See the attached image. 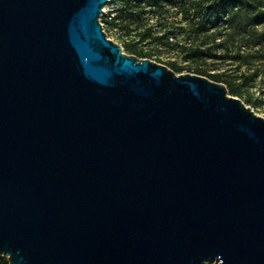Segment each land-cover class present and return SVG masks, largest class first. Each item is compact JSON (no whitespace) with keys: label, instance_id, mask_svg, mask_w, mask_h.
I'll return each mask as SVG.
<instances>
[{"label":"water","instance_id":"water-1","mask_svg":"<svg viewBox=\"0 0 264 264\" xmlns=\"http://www.w3.org/2000/svg\"><path fill=\"white\" fill-rule=\"evenodd\" d=\"M110 0H0V258L264 264V118L124 53Z\"/></svg>","mask_w":264,"mask_h":264},{"label":"trees","instance_id":"trees-1","mask_svg":"<svg viewBox=\"0 0 264 264\" xmlns=\"http://www.w3.org/2000/svg\"><path fill=\"white\" fill-rule=\"evenodd\" d=\"M115 2L120 0H114ZM145 2L148 5H159L163 0H121L124 2V13L115 18L111 25L113 27H119L121 31H124L126 35H132L134 33L135 41L132 44H125L123 49L133 56L140 59H147L155 56L153 51L138 50L136 45L145 42L158 41L163 45L159 47L169 46L170 44H164L162 38H154L152 30L147 27L148 18H142L141 3ZM182 7L180 13L185 21L191 24L190 32L187 36L188 43L184 46H176V50L184 54L185 58L193 62L196 66H192L189 70L194 71V75L205 77L213 82L221 83L226 86L233 94H241L238 87V81L247 80L248 76L238 73L239 69L243 67H254L256 75L260 71H263L264 60V34L259 31L263 25L262 17H257L258 13L251 10L249 0H178ZM191 13H194L197 22H194ZM260 14L264 15V11H260ZM241 17L240 23H235L238 18ZM118 22L116 23V21ZM225 21L227 23L226 30H229L227 34H223L218 31V25ZM139 23L143 25L139 30L133 25ZM210 31L214 33L211 34ZM218 31V32H217ZM216 32V33H215ZM224 38V42L220 45H215L213 42L203 43L201 40H214L216 36ZM203 36V37H201ZM250 36L254 40L252 48H249L244 39ZM236 43L238 46H236ZM246 46V50L242 51L241 48ZM173 47V46H172ZM252 49H256L255 52H251ZM238 67L233 69L235 64ZM259 63V64H258ZM258 65V66H253ZM168 67L175 73H181L184 71V67L177 62H168ZM0 264H8L6 258H0Z\"/></svg>","mask_w":264,"mask_h":264},{"label":"rangeland","instance_id":"rangeland-1","mask_svg":"<svg viewBox=\"0 0 264 264\" xmlns=\"http://www.w3.org/2000/svg\"><path fill=\"white\" fill-rule=\"evenodd\" d=\"M123 4L124 2H121V0L117 2H115L114 0H110L106 5L103 6L104 12L100 17V23L102 24L103 30L106 32L108 39L112 40L114 43L120 46H125V44H132L136 42L134 33H132V35H126V33L124 31H121L119 27H113L111 25V22L115 18L124 13L125 9ZM248 4H250L252 12L256 11L258 13L257 17L263 16L262 19L264 21V15L260 14V11H264V0H249ZM141 6V16L143 19L148 18L147 27L152 30L154 38H162L163 41L161 42L170 45L159 47L163 45H160L162 43L156 40L152 43L145 42L136 45L138 50H140V52L153 51L155 55L159 56V58L152 56L151 58L147 59L155 61L156 63H159L166 67H168V62H177L179 65L185 68L184 71H182L181 73H176L177 75L195 74L193 73L194 71L189 69L192 68L193 65H196L193 62L188 61L185 58L184 54L179 51L180 49L176 50V46H184L186 43L190 42L188 41L187 36L190 32L191 24L188 21H185L180 13V8L182 7V4L178 0H163L162 3L159 5L152 3L151 5H148L143 1L141 3ZM191 16L193 17L194 22H197L198 19L194 17V13H191ZM240 21L241 17L238 18L237 21L233 24H239ZM117 22L118 20L116 21V23ZM134 27L139 30L141 27H143V25L136 23L135 25H133L132 29ZM226 28L227 23L225 21L221 22L217 27L218 31L222 32V35L227 34L229 32V30H226ZM259 31L264 34V22L263 25L260 27ZM210 33L213 34L214 32L210 31ZM224 40L225 39L219 35L216 36L214 40H201L200 43L203 42L211 44L213 42L215 45H220L222 44V42H224ZM253 40L254 39L252 37L247 36L244 39V42L249 48H252L254 44ZM236 46H238L237 43ZM246 48L247 47L244 46L241 48V50L245 51ZM255 51L256 49H252L251 52ZM124 53L128 55H134L129 53L128 51L126 52L125 50ZM261 63L264 64V60ZM236 67H238L237 63L234 65L233 69L235 70ZM238 70V73H235V75L240 74L242 72L243 74L248 76V79L238 81V84H240V87H238V89L240 90L241 94H233L230 90L227 89L228 95L242 100L247 107L254 111L258 116L264 118V74L262 73L263 71H260L259 74L256 75V70L254 69V67L250 66H248L247 68L243 67L241 69H239L238 67ZM205 264H219V262L211 260Z\"/></svg>","mask_w":264,"mask_h":264}]
</instances>
